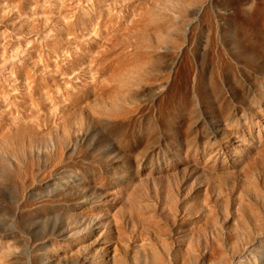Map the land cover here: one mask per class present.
Masks as SVG:
<instances>
[{
	"label": "rangeland",
	"instance_id": "obj_1",
	"mask_svg": "<svg viewBox=\"0 0 264 264\" xmlns=\"http://www.w3.org/2000/svg\"><path fill=\"white\" fill-rule=\"evenodd\" d=\"M0 264H264V0H0Z\"/></svg>",
	"mask_w": 264,
	"mask_h": 264
}]
</instances>
